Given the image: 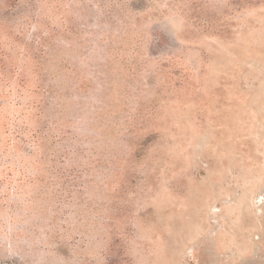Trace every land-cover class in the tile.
I'll list each match as a JSON object with an SVG mask.
<instances>
[{"label":"rangeland","instance_id":"obj_1","mask_svg":"<svg viewBox=\"0 0 264 264\" xmlns=\"http://www.w3.org/2000/svg\"><path fill=\"white\" fill-rule=\"evenodd\" d=\"M0 264H264V0H0Z\"/></svg>","mask_w":264,"mask_h":264}]
</instances>
